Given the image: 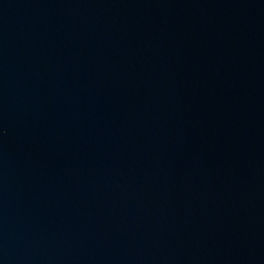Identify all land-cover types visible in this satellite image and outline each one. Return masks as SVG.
<instances>
[{
	"label": "water",
	"instance_id": "1",
	"mask_svg": "<svg viewBox=\"0 0 264 264\" xmlns=\"http://www.w3.org/2000/svg\"><path fill=\"white\" fill-rule=\"evenodd\" d=\"M0 264H264V0H0Z\"/></svg>",
	"mask_w": 264,
	"mask_h": 264
}]
</instances>
